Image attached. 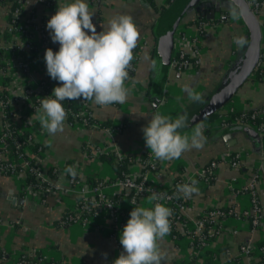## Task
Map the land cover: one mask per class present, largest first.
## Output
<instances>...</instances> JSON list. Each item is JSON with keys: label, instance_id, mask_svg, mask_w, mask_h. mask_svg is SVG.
Listing matches in <instances>:
<instances>
[{"label": "crops", "instance_id": "obj_1", "mask_svg": "<svg viewBox=\"0 0 264 264\" xmlns=\"http://www.w3.org/2000/svg\"><path fill=\"white\" fill-rule=\"evenodd\" d=\"M23 2L24 13L20 15V22L35 8L34 15L38 19L43 18L47 40L52 46L59 48L58 43L52 42L46 24L57 8L74 0H55L56 5L51 8H45L34 0ZM154 2L155 8L147 0H102L99 4L87 2L90 10L95 13L92 23L98 33L107 30L109 20L119 15H131L140 32L134 50L137 53L135 69L125 84L129 89L126 102L102 107L95 105L91 100L87 101L92 117L100 121L111 120L114 124L111 128L84 127L79 123L70 125L65 121L64 131L52 136L41 127L37 119L41 106L29 110V103L19 107L10 105L18 110L13 118L16 130H29L32 139L43 145L44 149L36 164L44 173L49 167H60L70 161V166L75 167L86 186H90L84 181L88 176L112 178L114 171L110 163L99 159L96 149L120 156H135L150 151L145 145L142 128L154 113L173 117L201 104L196 102L194 105L185 86L202 94L204 100L214 89L234 56V38L240 37L242 33L241 20L235 14L236 17L230 16L225 21L204 22L199 32L195 23L186 21L193 13H199L196 14L199 17L201 12L193 10L185 15L172 36V54L183 50L193 56L191 41L196 39L199 62L196 68L178 71L168 60L154 52L152 26L165 0ZM223 8L225 9L224 6ZM219 13H222L220 8L214 11L213 18H217ZM7 14V6L0 4L1 58H4L3 52L7 49L9 41L14 43L18 40L16 35L3 34ZM261 31V77L254 79L251 74L249 80L238 88L232 99L221 109V113L212 121L198 122L180 130L182 135L191 136L195 126L202 124L203 135L207 138L203 148L185 152L179 159L157 160L158 166L155 170L144 172L150 185L163 190L172 187L176 174L184 180L198 181L196 186L199 188V195L194 194L184 209V216L190 224L208 207H231L234 211L233 214L220 219V230L204 247L195 245L190 235H184L177 240L170 234L166 235L160 241V248L166 256L164 264H174L190 258L195 259L198 264H229L235 261L234 264H249L251 261H257L259 255L264 256V251L261 250L264 246H258L259 242L264 241V152L244 131L236 129L227 120L228 116L231 117L230 112H247L264 105V26ZM5 60L4 58V69L0 71V82L4 80L2 76H5L7 84L11 86L13 72L8 70L10 67ZM31 65L34 69L32 79L28 81L35 85L40 78L47 75L44 55L36 54ZM22 75L30 76L23 73ZM123 121L124 126L119 128L118 125ZM33 124H36V127H33ZM86 144L94 149L86 152L82 149V145ZM235 156L241 162L239 167L230 163ZM211 159H217L219 162L213 172L214 180L209 183L200 173ZM179 166L183 167L182 172L178 170ZM140 169L139 164H132L130 173L137 175ZM57 181L58 189H63L67 184L63 174ZM250 182H253V191L260 207L261 218L256 226L251 225L250 217L245 213L250 209ZM21 184V176L0 174V264H16L20 254L31 253L32 250L39 251L46 258L61 260L62 264H113L123 252L119 243L120 232L111 233L112 224L105 213H101L97 220L86 226L60 222L62 212L70 208L78 197L76 193L53 191L44 200H39L33 194L21 195ZM108 192L119 193V189L112 187ZM13 196L21 198L22 202H13ZM138 206L151 208L152 203L149 202V197L145 196L135 207ZM58 220L59 223L56 222ZM178 226L181 232L183 226ZM245 243L254 247L251 259L240 251V246Z\"/></svg>", "mask_w": 264, "mask_h": 264}, {"label": "clouds", "instance_id": "obj_2", "mask_svg": "<svg viewBox=\"0 0 264 264\" xmlns=\"http://www.w3.org/2000/svg\"><path fill=\"white\" fill-rule=\"evenodd\" d=\"M94 14L86 0H74L57 8L47 21L46 28L52 42L59 44V50L46 49L44 61L49 77L60 83L50 96L40 101L38 110L37 119L49 135L64 131L68 116L65 100H91L95 105L108 107L125 103L128 98L125 84L130 79L131 61L140 36L138 25L131 15H119L109 20L107 30L98 33L92 23ZM234 39L239 47L247 43L243 37ZM185 87L191 101L204 102L202 94ZM187 127V114L173 119L156 112L142 128L145 145L159 161L179 159L185 152L203 148L207 139L203 125L197 124L191 136L182 135L180 130ZM64 171L73 179L78 175L73 166ZM197 184L193 179L188 184L177 185L176 198L199 195ZM140 190L144 191L143 185ZM147 190L152 193L149 202H155L154 206L131 210L119 235L123 252L113 264H164L166 256L160 241L170 234L173 211L159 202L165 199L164 194Z\"/></svg>", "mask_w": 264, "mask_h": 264}, {"label": "trees", "instance_id": "obj_3", "mask_svg": "<svg viewBox=\"0 0 264 264\" xmlns=\"http://www.w3.org/2000/svg\"><path fill=\"white\" fill-rule=\"evenodd\" d=\"M101 1L102 0H86V2L97 3V4H99ZM147 1L150 3V5L153 8H155L154 0H147ZM171 1L172 0H165V3L163 5H161V7L159 9V16H158L155 24L152 26V33H153L154 40H155L154 46H153V49L155 50L154 52H156L162 58H165L166 60H168L169 64L172 65L178 71L184 70L183 67H179L180 61H182L184 59H188L189 61H191V63H192L191 68H196L198 63L192 62L193 61L192 54L185 52L182 56H180L179 51H176L172 54V51H173L172 36H165V35L161 34L160 30L163 31L166 29L163 27L164 24H163V20L161 18V14ZM37 3L44 6L45 8H51V7H54L56 5L55 0H42V1L37 2ZM0 4L6 5L8 8V14H7V20H6L7 24L15 25L19 21L20 15L22 13H24V2H23V0H0ZM220 10L222 11L221 14L224 15V18L217 16V18H213L212 20H209V19H206L204 17V15H200L198 17L196 14H199V13L195 12V13H193V15H191L188 18L186 23H195L196 25L200 26L199 23H201V22L204 23V22L225 21V20H227V18H229L231 15H233V13H232L233 11L231 9L225 10L223 8V6H221ZM34 11H35V8L30 11L29 15H34L35 14ZM14 12H17V14H15ZM263 12H264V7L261 9V13H263ZM37 21L40 23L39 25H41L43 28V26H44L43 25V18L37 19ZM261 24H262L261 26H264V18H263V21ZM199 32H201V28H200ZM5 33H6V30L4 32V35L5 36L8 35ZM42 40H44V42L46 43V47L51 48L53 50V52H56L59 50V48H56L55 46H52L49 43V41L47 40V37H44V39H42ZM17 41L25 43V40H23V38H20V40H17ZM31 49H32V51L36 50L34 46ZM136 54L137 53L134 51V58H136V56H137ZM31 57H32L31 59L34 58L33 55ZM1 59L2 58L0 57V70L3 71L4 64L1 61ZM29 59H30V57H29ZM173 61H176V63L173 64ZM132 62H131V64L133 66H135L134 65L135 62H133V63ZM179 68H181V69H179ZM134 69H135V67H134ZM134 69H132V70L130 69L129 76L132 75ZM252 74L254 76V79L260 78L261 75L263 74V69L259 65H257L254 68ZM250 76L246 79V81L249 80ZM2 79H4V80L2 81V86L0 87V98H1V102H2L4 108H3V111H2V109H0V137L3 139L4 147L7 149L8 153L11 156H13L16 160H17V157L19 155L25 159H28V164H29L28 167L24 168V170L20 173L21 175L19 173H16L15 175L22 177L23 183L25 185H28L31 187L32 193L35 194L39 198V200H44V198L46 197V195L49 192L47 190H51V188H53V185L48 180H42L41 182L38 181V179L35 176V171H33V169L38 168V166L36 164L37 159H35L33 157L29 158L28 157L29 154L25 153V148H27V149H29L32 156H33V154H36L38 159H39L40 154H41L42 150L44 149V147L42 144L37 143L32 139L31 132L29 130H21V131L16 130V128L14 126L13 118H14V116L18 110L16 108L13 109L12 107H10L8 97H7L8 91L5 89V85L7 84V79L5 78V76H2ZM31 84L32 83H27L26 85H24L22 87V92H23L24 96H27L31 102L30 106L27 108L29 110H31V109L35 110L37 107H39L40 101L44 97L50 96L52 94L54 87L60 86V83L56 80L51 79L48 74L45 75L44 77L40 78L39 81L36 83V86L38 87L37 89H33L31 87ZM31 89H33V90H31ZM63 104H64V107L66 108V110L68 112L66 122L70 125H73L74 123H77V122H81V121H83V119L87 120L88 126L94 125L96 128H111L114 125V124H112L111 120H109V119L100 121V120L93 118L91 115V110L89 109L88 103L85 100H82V99L81 100H65V101H63ZM114 105H117V104H114ZM195 107H197V106H195ZM260 108L261 107L254 109V110L258 111V110H260ZM26 110H21V112H26ZM254 110L243 112V115H249ZM1 112H2V115H1ZM220 112L221 111L218 110L216 112L211 113L210 115L205 117L203 120H201L200 123H202L203 121H207V120L212 121L213 119H215L217 117V115L220 114ZM183 113H180V114L173 116L171 118L175 119L176 117H178L179 115H181ZM241 113L242 112H235V113L230 112L229 114L231 115V117H235V116L240 115ZM252 120L257 125L260 124L261 122L263 123L264 122V115H261L258 117L256 116L255 118H252ZM5 123L10 128V134H8V135H3V131H4L3 125ZM124 123H125V121L120 123V125H118V127L119 128L123 127ZM85 125H86V123H85ZM233 125L237 129L238 126H242L243 124H239V125L233 124ZM33 127H36V124H33ZM261 139L264 142V135H262ZM257 144L260 145V140L257 142ZM82 149H85L87 152V150L90 151V150L94 149V147L86 144V145H82ZM88 154H90V153H88ZM147 156H148V151L141 152L140 154L135 155V156H132V155L121 156V158H117V156L115 154L110 153L108 151L107 152H99L97 154V157L99 159L109 162L112 170L114 171L113 177L107 179L108 181H112L114 178L124 179L125 177L130 175V166L132 164H135V163H137V164L140 163V165H141L140 173L136 176V180L141 181L143 179L142 175L144 174L145 170H155V169H150V166L148 164L143 165L142 161L145 162L147 159ZM212 160H215V159H211V160H209V162ZM156 161H157V159H156ZM69 162L70 161H67L66 163H64L63 166H60L58 168L49 167L47 169L46 173L48 174V176L50 178L55 180V179H57V174L60 172L61 169H66L68 166H70ZM209 162L205 165L204 168H207ZM218 162L219 161L217 160V164H218ZM17 163L18 164L16 166V171L22 170L23 167L19 164V162H17ZM178 170L180 172H182L183 167H180ZM17 174H19V175H17ZM2 175L12 176L11 173H9V171H4L2 173ZM64 176H65V178L71 177L67 173H65ZM213 180H214V174H210L209 179H208L209 183H211ZM84 181H85V183L89 184L92 187L97 186L100 183H106V180L103 177H99V176H94V177L88 176L85 178ZM181 181H182V178L180 177V175L176 174L173 178L172 187H170L169 189H166V190L159 189L158 193L171 194L172 199H174L175 201L177 200L181 204L182 203L187 204L189 199H185L182 196H180V198H176V192H177L176 186L181 185ZM149 182L150 181H148L147 179H144V184L148 185ZM20 194L21 195L25 194L24 189L20 190ZM145 196H147L146 192L138 191V192L134 193L133 191H130L127 193L119 192V193L110 194L109 197L113 202L114 210H116L118 212V214L122 218H124L125 216H128L129 213L131 212V210L133 209V208H130L128 206H125L124 203L127 204V203H131L133 201L130 205H133V204L138 205L141 202V199ZM151 203H152V207H153L155 202H151ZM166 206L171 208L173 211V215L170 218V220H171L170 235L173 238H175L176 240L180 239L183 237V235L180 233L178 224H180V226H183L184 221L186 220V222H187V219L184 215L180 214L177 210V207H174L171 203H168ZM219 208L225 212L228 209H230V207H219ZM210 209H212V208L208 207V208L204 209L203 211L206 212ZM93 210H95V208ZM62 214H71V213L68 212L67 210H65L64 212H62ZM200 215H199V217H200ZM106 216L108 218H110L109 217L110 213L109 212L106 213ZM221 218H223V217H221ZM56 222L59 223V220ZM208 226H209V221H204V231L207 229ZM192 236L194 238L196 237V235H192ZM193 240H194V243H196V239H193ZM258 246H264V241L259 242ZM19 258L21 260L25 261V264H39V262H41L42 260L45 264H62L63 263L61 260H55L53 258H46L42 255V253H40L39 251H34V250H32L31 253L23 252L22 254H20ZM230 260L232 261V259H230ZM263 261H264V256L259 255V259L257 261H251V263L252 264H261ZM234 263H236V261ZM174 264H198V263L195 261V259L190 258L187 261L180 260V261L175 262Z\"/></svg>", "mask_w": 264, "mask_h": 264}, {"label": "built area", "instance_id": "obj_4", "mask_svg": "<svg viewBox=\"0 0 264 264\" xmlns=\"http://www.w3.org/2000/svg\"><path fill=\"white\" fill-rule=\"evenodd\" d=\"M34 1L37 3L42 0H34ZM246 2L250 10L253 12V14L258 19V21L262 22L264 18V12L261 13V9L264 7V0H246ZM14 13L17 14V12H14ZM219 17L224 18V15L220 14ZM37 19L38 18L35 15L28 14L23 22H20V19H19V21L15 25L6 24L5 28L3 29L4 32L6 30V33L10 35H16L18 37V40H20V38H23V40H25V43H22L20 41L11 43V40H10L7 49H10L11 51H13V53L18 51L17 62H14L13 67L14 69L19 70V72H22L26 76L29 74L28 72L29 65L31 66V62H32L31 56L32 55L35 56L36 54H41V53L42 55H44L45 50L48 49L46 47V43L44 42V40H42L44 39V37H46L44 28H42V26L39 25L40 23L37 21ZM203 24L204 23L201 22L199 23L200 26L197 25L199 27L198 28L199 30H200V27L203 26ZM197 44H198V41L196 39L191 41L192 49L195 54H197V50H196ZM33 46L36 49L35 51H32L31 49ZM179 52H180V56L184 54V52L181 50ZM29 57L31 60L29 59ZM10 60L12 59L7 60L6 58L5 60L7 61L8 63L7 66L9 67H10V63H9ZM1 61L3 62V64L5 63L4 58H2ZM192 62L198 63L199 60L195 57ZM175 63L176 61H173V64ZM191 65L192 63L188 59H184L180 61L179 63V67H183L184 70L189 69ZM257 65H259V62ZM132 69H134V66L131 64V70ZM27 83H30V82L29 81L26 82L25 84H23V86L26 85ZM1 86H2V82H0V87ZM31 87L33 89L38 88L36 84L35 85L31 84ZM13 100L14 99H11V103H10L12 107L13 106L19 107L27 103H29V106H30L31 104L28 97L24 96L22 90H20V100H21L20 104L16 103ZM3 108L4 107H3V104L0 98V109H2L3 111ZM1 115H2V112H1ZM261 115H264V105L260 108V110L258 111L254 110L249 115H243V112H242L240 115L235 116V117L228 116L227 120H229L230 124H243V125H247V126L254 128L258 132L261 150L264 152V142L261 139L262 135H264V122L263 123L261 122L260 124L257 125L252 120V118H255L256 116L258 117ZM86 121H87L86 119H83L81 124L85 125ZM3 130H4L3 135L10 134V128L8 127L6 123L3 125ZM96 151L101 152V151H98L97 149ZM102 152H105V151H102ZM25 153L29 154L28 156L29 158L33 157L35 159H38L37 155L33 154L32 156L29 149L27 148H25ZM116 156L117 158H121L120 155H116ZM17 162H19V164L23 167L22 170L20 171H16V166L18 164ZM142 163L143 165L148 164L150 166V169H155L157 167V161L155 157L153 156V154L151 153V150L148 151V156H147L146 161L145 162L142 161ZM230 163L232 166H236V167H239L241 165V162L238 160L237 156L232 158L230 160ZM28 165H29L28 159H25L19 155L16 160L13 156H11L8 153L7 149L4 147L3 139L0 137V174H2L4 171H9V173H11V175L14 176L16 173L20 174L24 170V168L28 167ZM216 166H217V161L212 160L209 162L207 168H204L200 174L204 177V179L208 180L209 175L213 174ZM64 170L65 169H61L60 172L57 174V179L54 180L50 178L47 173H44L39 168L33 169V171H35V176L39 182H41L42 180H48L49 182L52 183L53 188H51V190H47L49 191L48 194L53 191L64 190L65 192L76 193L78 195V197L75 199L73 204L70 205V208L67 209V211L70 212L71 214H62L61 219H60L61 223L62 222L69 223V224L76 223V224H82L83 226H85L97 220V218L100 217L101 213H105V216H106V213L109 212L110 218H108L107 216L106 217L110 220L112 224L111 230H113L114 232L119 231L121 233L123 227L126 225L127 220L130 217L128 215L122 218L118 214V212L114 210L113 202L109 197L110 193L109 192L107 193V191L111 189L112 187H117L119 189V192L121 191V192L127 193L130 191H133L135 193V192L141 191L140 186L143 185L144 187L143 192H146L147 196L150 197L152 193L147 190L148 188H151L153 191H156L157 193L159 190L158 188L150 184L148 185L144 184V179H146L144 174L142 175L143 179L141 181L140 180L137 181L136 176L138 174L136 175L132 173H130V175H128L124 179L114 178L112 181H108L107 179L104 178L106 180V183H100L99 185L94 186V187L86 186L84 182L80 179V177L77 175L75 179H73L72 177L66 178L67 180L66 186L62 187L63 189H58L57 180L61 174L63 175L65 174ZM188 183H190L189 180L182 179L181 181V185L188 184ZM22 184H21L22 186L20 185V190L24 189L25 194L26 193L33 194L31 187L28 185H25L23 183V179H22ZM248 189L250 190V197H251L250 209L249 211H245V213L249 215L251 225L256 226L259 224L261 217H260V207H259L258 201L253 191V182H250L248 184ZM164 196H165V199L162 201H159L160 203H163L165 206L168 203H171L174 207H177V210L180 214L184 215V209L186 207V204H183V203L181 204L177 200L175 201L174 199H172L171 194H164ZM131 203H127V204L124 203V204L125 206H128L130 208H135L137 204L130 205ZM97 205L99 206L96 207ZM94 208L95 210H93ZM211 208L212 209L206 212L202 211L200 217H198L195 221H192L191 224L186 222L185 220L183 227L181 229L180 233L183 236L184 235H190V236L196 235L195 238L193 236L192 237L193 239H196L195 245H197L198 247H204L205 245H207L208 241H210V239L214 236V234L218 233V231L221 228L220 226L221 217H224L226 215H231L234 212L233 209H231V207L226 212L220 209L219 207H211ZM204 221H209V226L207 227L205 231H204ZM253 249L254 247L250 243H245L240 246L241 253L249 257V259H251L252 257V254L254 252ZM261 250L264 251V247H262ZM16 264H25V261L18 258ZM39 264H45V263L42 260L41 262H39ZM230 264H234V263H230ZM249 264H252V263L250 262ZM262 264H264V261L262 262Z\"/></svg>", "mask_w": 264, "mask_h": 264}, {"label": "water", "instance_id": "obj_5", "mask_svg": "<svg viewBox=\"0 0 264 264\" xmlns=\"http://www.w3.org/2000/svg\"><path fill=\"white\" fill-rule=\"evenodd\" d=\"M220 5L225 9H231L241 20L243 37L247 43L239 47L236 43L234 56L217 81L212 92L204 102L193 107L183 114L189 118V126L200 122L213 112L221 110L234 96L238 88L251 75L257 66L260 57L262 26L246 0H172L161 14L165 30H160L162 35L173 36L178 27L189 12H201L206 19L214 17V11L219 10ZM208 8V9H207ZM207 9V10H206ZM253 142H258V132L247 125L238 126ZM13 202H22L21 198L11 197Z\"/></svg>", "mask_w": 264, "mask_h": 264}, {"label": "rangeland", "instance_id": "obj_6", "mask_svg": "<svg viewBox=\"0 0 264 264\" xmlns=\"http://www.w3.org/2000/svg\"><path fill=\"white\" fill-rule=\"evenodd\" d=\"M219 14H221V13H219ZM231 16H234V15H231ZM234 17H236V16H234ZM236 43V42H235ZM196 48H198V47H196ZM18 50V49H17ZM197 50V52H198V49H196ZM181 51H183V50H181ZM184 53H185V51H183ZM193 54H194V56L192 57L193 59L196 57L198 60H199V56H198V54H195L194 52H193ZM3 55H4V58L6 59L7 58V60H9V59H12V60H10L9 61V63H10V67H11V69H8L9 71H11V72H13L12 74H13V80L11 81V86H9V84H6L5 85V89H7V91H8V95H7V97H8V101H9V105H10V103H11V99H14L13 101H15L16 103H18V104H20V102H21V100H20V87L23 85V84H25L26 82H28V80H31L32 78V70L34 69V66H30L29 65V74H30V76L29 77H25V76H23L22 75V73L20 72L19 73V70H17V69H14V67H13V65H14V62H17V58H18V51L17 52H14L13 53V51H11L10 49H5L4 50V52H3ZM6 56V57H5ZM135 60H136V58H134L132 61L133 62H135ZM13 61V62H12ZM131 61V62H132ZM132 62V63H133ZM8 64V63H7ZM135 65V64H134ZM135 67V66H134ZM192 67V66H191ZM190 67V68H191ZM252 74V73H251ZM21 76V77H20ZM21 79V80H20ZM20 81H21V83H20ZM13 83H15V84H17L16 86H14L13 85ZM195 103L196 102H194V105H195ZM197 105V104H196ZM220 111H222V110H220ZM221 113V112H220ZM77 123H79V124H81L82 123V121L81 122H77ZM82 126H84V127H90V126H88V124H87V121H86V125H83L82 124ZM78 225H81V226H83L82 224H78ZM86 226V225H85ZM114 231L113 230H111V233H113Z\"/></svg>", "mask_w": 264, "mask_h": 264}]
</instances>
